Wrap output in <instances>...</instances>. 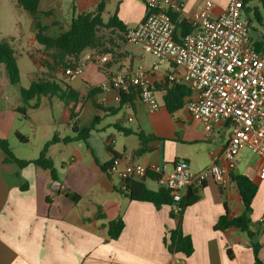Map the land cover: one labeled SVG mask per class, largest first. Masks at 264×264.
Segmentation results:
<instances>
[{"label": "crops", "instance_id": "1", "mask_svg": "<svg viewBox=\"0 0 264 264\" xmlns=\"http://www.w3.org/2000/svg\"><path fill=\"white\" fill-rule=\"evenodd\" d=\"M180 1L183 7L175 15L176 24L188 23L204 14L217 18L230 2ZM100 2L104 4L103 21L115 15L125 32L135 28L146 13L147 0H39V13L51 12L49 16L40 15L39 21L48 27V36L56 38L69 30L73 14L89 13L84 11V4L91 3L94 12ZM6 3L10 20L6 23L8 28L0 33V41L11 43L16 63L20 52L25 51L37 67L36 74L27 75L28 86L19 84V87L27 89L39 79L52 80L63 91L70 88L76 92L78 98L69 100L66 106L57 96H41L37 109H32L36 100L24 105L17 88V95L11 96L14 87L5 66L0 64V140L7 141L16 159L33 161L54 135L61 140L72 139L76 128L93 127V131L85 142H59L50 146L47 156L52 162V172L33 164L20 168L14 162H5L6 156L0 150V264H171L173 261L253 264L252 249L244 233L234 227L225 231L214 229L225 213L236 219L244 211L237 187L229 177L231 172L247 176L257 186L249 228L258 234L257 242L261 246L258 257L264 264V180L257 177L260 160L250 167L254 157L244 161L239 156L244 150L238 154L236 167L228 171L222 185L209 181L196 192L198 200L183 210L180 222L172 217L168 205L157 209L150 203L130 201L118 192L117 178L108 173L114 158L120 160L119 168L127 164L170 168L181 160L192 172H200L221 156L229 140L228 124L215 126L206 133L201 121L183 108L169 114L163 107L161 90L167 75L180 70L166 63L157 73L149 75L155 94L160 95L158 111L150 112L137 96L120 104L115 91H102L101 84L113 73L129 74L139 66L148 70L153 57L126 40L121 43L117 35L124 33L107 29L115 40L107 43L112 54L107 55L106 64H98V58L106 54L86 50L76 59H69L75 67L83 69L78 78L66 76L60 68L48 71L42 61L52 63V59L35 42L34 21L28 15L23 16L24 22L17 17L23 10L14 0ZM259 6L257 2L253 8L261 18V23L256 21L260 30L249 36L254 48L262 51L264 17ZM139 134L153 137L144 145L149 151L142 155H137ZM17 135L25 138V143ZM143 182L151 191L161 188L153 175ZM68 193L78 195V203L74 204ZM98 213L101 219L95 217ZM119 217L124 228L116 240H110L107 225ZM178 226L182 235L191 240L193 250L188 257L170 254L167 249L169 233Z\"/></svg>", "mask_w": 264, "mask_h": 264}, {"label": "built area", "instance_id": "2", "mask_svg": "<svg viewBox=\"0 0 264 264\" xmlns=\"http://www.w3.org/2000/svg\"><path fill=\"white\" fill-rule=\"evenodd\" d=\"M182 7L180 0H147L143 20L124 37L127 43L153 57L151 67L146 70L139 66L129 74L113 73L100 86L102 91H115L119 101L121 92L136 90L142 104L155 112L160 104L149 75L169 63L180 72L168 74V83L189 91L183 109L201 121L204 131L210 133L215 126L229 125V140L221 156L200 172H192L181 160L170 168L154 164L119 168L120 160H112L108 173L119 181V190L126 191L127 181L156 175L157 184L169 191L175 215L181 212L180 203L189 191L197 192L209 181L222 185L228 171L236 167L242 150L260 160L257 177L264 180V50H256L251 43L248 21L242 16L243 1L230 0L217 18L206 14L191 18L187 24L193 31L176 40L172 16ZM107 62V55L98 58L99 65ZM64 74L80 76L82 67L69 68Z\"/></svg>", "mask_w": 264, "mask_h": 264}, {"label": "trees", "instance_id": "3", "mask_svg": "<svg viewBox=\"0 0 264 264\" xmlns=\"http://www.w3.org/2000/svg\"><path fill=\"white\" fill-rule=\"evenodd\" d=\"M16 6L26 12L34 21L36 28V34L34 36L35 42L43 46L44 51L52 59V63L49 60L42 62L48 71H54L58 68L68 70L69 68H75V65L69 62V59H76L82 52L86 50H95L100 54H112V51L107 47V43L104 37L99 35L100 29H116L121 33L125 34L124 26L117 19L115 15L104 22L102 19V13L104 11V4L100 2L94 12L73 14L71 19V25L68 31L62 33L56 38L48 36L47 31L48 27L41 24L39 21V16H49L51 12H46L40 14L38 11L39 0H14ZM244 4V12L249 13L250 9L247 7L252 2H259L264 8V0H242ZM254 17L257 22L261 23V18L254 9ZM173 21L175 22V15L172 16ZM176 33L174 38L177 40L179 36H185L190 34L193 29L186 22H181L176 24ZM178 32V34H177ZM108 57V56H107ZM0 64L5 66L6 74L10 85L18 89L19 96L22 99L24 105L32 100H36L35 104L31 106L32 109H37L38 107V98L46 95L57 96L62 100L66 106L69 104V100H76L78 94L74 91H71L70 88H66L63 91L60 86L52 80L39 79L30 84L27 89L19 87L20 76L19 70L15 59V51L11 43L7 40L0 41ZM162 104L163 107L169 114H173L184 107L187 99L190 96L189 91L180 85L169 84L166 80L165 85L162 90ZM138 97V92L136 90H129L128 92L120 93V104L125 102H131L133 97ZM70 116L72 117L71 110H69ZM22 114H25V110L21 111ZM76 136L72 139H60L58 136L54 135L49 141H47L43 148L41 149L38 157L33 161H22L14 157L12 151L9 148L7 141L0 140V150L5 154V162H14L20 168H23L29 164H33L36 167H40L45 170L53 171L52 162L47 156V152L50 146L55 145L59 142L69 143L72 141H82L85 142L93 127L75 129ZM140 148L137 151V155H142L149 151L145 148V143L153 139L152 136H144L139 134L138 136ZM18 140L21 143H25V138L20 135H17ZM156 179V175H153ZM230 179L235 183L239 196L241 198L244 211L239 218L232 219L227 213L221 216L216 222L214 229L217 231H225L231 227L239 229L244 233L249 242L250 248L252 249L253 255V264H261V261L258 257L260 244L257 242V233H254L250 230V220L249 216L252 211L251 204L254 199L257 186L252 182L250 178L245 175L231 172L229 175ZM126 191H121L118 189V192L130 201L136 202H146L152 204L155 208L159 209L163 205L170 206L172 204V199L170 197L169 191L160 188L158 191L154 192L146 188L143 180L139 181H127L125 182ZM23 189V188H22ZM67 197L74 203H78L80 197L76 194L68 193ZM198 200L195 191H189L182 199L180 206L181 212L178 215H175L171 212L172 217L178 218L179 222L183 210L195 203ZM97 219H101L102 215L98 213L95 216ZM124 228L122 219L119 217L116 221L110 222L107 225V234L108 239L116 240L121 234ZM168 252L170 254H182L186 257L192 254V244L191 240L188 237H184L182 232L177 227L176 230L169 233V245H167Z\"/></svg>", "mask_w": 264, "mask_h": 264}, {"label": "rangeland", "instance_id": "4", "mask_svg": "<svg viewBox=\"0 0 264 264\" xmlns=\"http://www.w3.org/2000/svg\"><path fill=\"white\" fill-rule=\"evenodd\" d=\"M67 2L70 1V0H66ZM7 0H0V33L2 32V30H4V28H8V24L7 21L10 20V14L6 8V3ZM78 5V4H77ZM254 5H257V2H252L249 4L250 6V12L249 13H246V12H243V20H247L248 21V31L249 33H253V31L255 30H260V26L258 25V23L256 22V19L254 17ZM79 8H81V6L78 5ZM84 7V11L86 12H91L92 11V4L91 3H86L83 5ZM23 13L18 14L17 17L19 19H21L23 22L26 20L24 19L23 16H27L28 14L24 11H22ZM259 13L261 14V17H264V12H262V7L259 6ZM29 16V15H28ZM104 18L106 16H103ZM26 18V17H25ZM29 18V17H28ZM99 35L104 37L105 41L106 42H110V41H113L115 40V38L113 37L112 33L107 30V29H100L99 31ZM117 38H120L121 39V43H123L122 41H125V37H124V34H120V35H117ZM20 57L17 58V66L20 68V72H21V75H20V78H21V81H20V84L22 87H27L28 86V83L30 82V80L27 78V75L29 73H33V74H36L37 73V67H36V64L35 62L33 61V59H31L29 57V55L23 51V52H20ZM42 62H45V60H43ZM19 70V69H18ZM82 72H83V69H82ZM79 76H77L76 78H78ZM17 95V89L13 88V91L11 92V96H16ZM156 98L159 102V104H161V99H160V95H156ZM243 152V151H242ZM241 154H239V156L243 157V160L244 161H248L247 159L248 158H251V153H249V151H245ZM258 163V158L257 157H254L251 162H250V167H254L256 166V164Z\"/></svg>", "mask_w": 264, "mask_h": 264}]
</instances>
